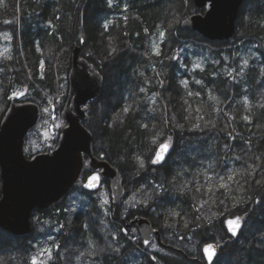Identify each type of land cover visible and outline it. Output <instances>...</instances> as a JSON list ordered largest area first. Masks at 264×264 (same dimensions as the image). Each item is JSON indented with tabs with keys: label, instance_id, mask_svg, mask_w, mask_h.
I'll list each match as a JSON object with an SVG mask.
<instances>
[{
	"label": "trees",
	"instance_id": "1",
	"mask_svg": "<svg viewBox=\"0 0 264 264\" xmlns=\"http://www.w3.org/2000/svg\"><path fill=\"white\" fill-rule=\"evenodd\" d=\"M195 12L190 0H112L111 7L109 0H0V114L12 101L30 99L42 106L38 92L60 96L61 75L54 74L48 92L41 60L46 59L45 74L56 72L80 42L85 54L111 64L118 78L115 101L105 99L104 90V115L97 127L88 119L85 126L92 133L93 155L119 170L124 187L118 205L105 209L81 187L90 173L84 168L69 191L79 189L75 198L64 200L69 211L32 212L22 255L7 240L20 238L0 228V236L7 235L0 264H31L33 256L41 264H207L202 251L207 242L217 246L212 264H264V0L239 12L227 41L183 31L181 20ZM155 45L160 56L152 51ZM196 63L203 72L192 71ZM171 85L178 91L175 106L167 93ZM14 92L27 95L10 99ZM43 114L30 136L41 127ZM169 137L172 150L162 165H153L155 149ZM222 182L228 187L221 189ZM128 184L149 206H124ZM137 215L159 229L167 249L134 236L127 224ZM235 216L242 226L233 237L224 221ZM44 246L47 256L36 252Z\"/></svg>",
	"mask_w": 264,
	"mask_h": 264
},
{
	"label": "water",
	"instance_id": "2",
	"mask_svg": "<svg viewBox=\"0 0 264 264\" xmlns=\"http://www.w3.org/2000/svg\"><path fill=\"white\" fill-rule=\"evenodd\" d=\"M192 2L197 12L182 19V29L195 31L208 41H227L234 36L244 0ZM80 51L79 45L71 50L68 95L60 112L66 124L60 129L52 150L39 151L28 158L24 154L26 135L41 117L40 107L35 101H12L0 119V228L11 235H29L32 232V212L48 210L64 200L80 180L84 165L91 169V173L83 184L88 176L100 173L101 181L103 178L108 182L113 206L118 205L124 195L119 170L108 160L93 155L92 134L83 124L88 118L89 101L102 96L104 76ZM93 70L97 75H93ZM84 156L87 157L86 162ZM100 186L101 183L98 188ZM130 224L137 228L143 241L148 239L150 242L154 235L159 236V231L144 215L135 216ZM206 244L214 245L211 260L203 251L205 244L202 248L206 263L212 264L217 246L213 242Z\"/></svg>",
	"mask_w": 264,
	"mask_h": 264
},
{
	"label": "rangeland",
	"instance_id": "3",
	"mask_svg": "<svg viewBox=\"0 0 264 264\" xmlns=\"http://www.w3.org/2000/svg\"><path fill=\"white\" fill-rule=\"evenodd\" d=\"M256 2L257 0H244V2L242 3L241 7H240V10L239 12H241V10L244 8V7H248V8H253L255 5H256ZM190 4H193L192 0H190ZM207 7V6H206ZM206 7L201 10V13L204 12V10L206 9ZM195 8V7H194ZM200 12V11H199ZM182 21V20H181ZM182 29V28H181ZM183 31H189V30H185V29H182ZM64 32L67 34V36L70 38L72 33L69 29L66 28V26L64 27ZM93 37L96 38L95 35H93ZM93 43V42H92ZM97 46L98 44L95 43ZM75 45H79L81 47V54L83 56H85L86 58H88V60L93 64V66L95 68H97L104 76V86H103V91L105 90L106 91V98H109L110 101H115V99L117 98L116 96V93H117V81H118V78H117V75L115 74V71H114V68L111 64L107 63L106 61L104 60H98V57H94L93 55H88L87 53L85 54L82 50V44L80 42L78 43H74V45L69 49V53H70V50H72V48L75 46ZM95 45V46H96ZM96 46V47H97ZM98 48V47H97ZM96 52V51H95ZM181 52V51H180ZM95 54V53H94ZM97 54V53H96ZM47 57L49 55H46ZM64 59L61 60L58 64H57V67H56V72H49L48 74H45V68H46V59L43 58L41 61L42 63V66H39L40 69L42 70V72H44L43 74V77H44V84L45 86L47 87V91L50 92L51 91V86H52V82L54 80V77H55V73H59L62 77V93H60V96L58 97H53L54 99H51V97H46L45 94H43V92H38L37 94V97L38 99H41L42 100V103L43 105L42 106H39L40 107V110L43 111V109L47 108L48 109V113H45L44 111V114H43V121L41 122V124H39L41 127L39 128V130L35 131L33 134H29L26 135V138H25V142H24V154L25 156L28 158L30 157L32 154L36 153V152H39V151H45L47 149H50L52 150L56 143H57V140H58V136H59V133H60V129L66 124L65 120L61 117L60 115V112H61V109L63 107V105L65 104L66 100H67V95H68V78H67V75H68V70H69V65H70V62H71V57L68 59L66 58V55H64ZM52 59V56L50 55L48 57V61H51ZM68 59V60H67ZM68 65V66H66ZM65 75L66 78H63V76ZM46 89V88H45ZM103 93V92H102ZM168 95H169V99L171 100V102L173 101V106L176 105V98H177V95H178V91L176 89L175 86L171 85L169 86L168 88V91H167ZM102 97V96H101ZM25 100V99H23ZM23 100H19V101H23ZM30 100V99H28ZM32 101H35V100H32ZM36 102V101H35ZM62 102L61 105H59V116H60V119H58L56 116V110H57V105ZM37 103V102H36ZM106 102L102 99V98H99L98 100H93V101H89L88 103V110H87V115H88V121L91 125L93 126H96L97 127V123L100 121L101 119V116L104 115L105 113V110H106ZM40 105V104H39ZM6 108V107H5ZM4 108V110H5ZM4 110L1 111V114H0V119L4 113ZM174 110V109H173ZM92 111V114L89 115V112L91 113ZM54 117V118H53ZM86 119V120H87ZM86 120L83 122V124L85 125V122ZM61 125L60 128H56L55 125ZM86 127V126H85ZM87 128V127H86ZM88 129V128H87ZM89 130V129H88ZM45 131H49V138L47 139L48 142H46L44 145L41 143L43 139H46L45 138ZM90 131V130H89ZM91 132V131H90ZM31 133V132H30ZM92 134V133H91ZM55 141V142H53ZM92 143V142H91ZM39 146V147H36V146ZM28 149V151H25V149ZM95 156V155H94ZM86 156H84L85 158ZM107 160V159H106ZM85 161H87V159H85ZM110 162V161H109ZM86 167V166H85ZM90 174V173H89ZM88 174V175H89ZM87 177V176H86ZM85 180V179H84ZM105 181V182H104ZM103 182V183H102ZM102 182H101V186L91 192V196L93 197V199H96L98 200V202L100 203V205L105 209H110L113 208V207H116V206H113L112 203H111V197H110V190H109V185H108V182L106 180H104L102 178ZM0 185H1V181H0ZM81 187L83 188V184H81ZM128 189H129V192L126 193L125 197H124V206L129 210L130 208H133L135 209V207H133V205L135 204L136 206L138 205L137 204V199H136V193L132 190L130 191L131 189V186L128 184L127 185ZM79 190V189H78ZM77 191H72V192H69L67 194V196L64 198V200H68V203L72 202V200L75 198L76 196V192ZM86 191V190H85ZM92 199V198H91ZM92 199V200H93ZM62 200L58 205H56L55 207H52V208H55V210H52L50 211V214L51 215H55V214H59L61 211L63 212H66L67 210L69 211L70 208H68V203L65 204V201ZM107 200L108 203L105 204L104 201ZM66 210V211H65ZM93 211H96V209H93ZM42 215H44V212L40 213ZM148 218V217H147ZM230 218V217H228ZM227 218V219H228ZM149 219V218H148ZM94 220V219H93ZM95 221V220H94ZM226 221V220H225ZM80 223V221L78 222ZM93 223V222H92ZM154 226V225H153ZM155 227V226H154ZM134 230H133V234L134 236H136V238H141L140 235H139V232L137 230V228L135 226H133ZM156 228V227H155ZM227 228V227H226ZM158 231L159 229L156 228ZM228 230V229H227ZM241 230V228H240ZM240 230L238 231V233L240 232ZM230 233V232H229ZM10 234V233H9ZM34 234V233H33ZM231 234V233H230ZM31 235V234H30ZM30 235L28 237H30ZM36 235V234H35ZM7 237V235H3V237ZM3 237L0 236V244L2 243L3 241ZM28 237L26 238H20V239H7L9 240L8 243L9 245H12L13 248L16 249V254L18 253L19 255H22L21 253H23L24 249L28 246L27 242H28ZM159 238V239H157ZM188 239V238H187ZM191 242V241H190ZM141 243H143V239L141 238ZM154 244V245H158L159 247H162V248H165L167 249V246H165L162 241L160 240V231H159V236H156L154 235V238L153 240H151L149 242V244ZM208 243V242H207ZM148 244V245H149ZM206 244V243H205ZM25 247V248H24ZM19 250H22L21 253H19L18 251ZM27 249H25V252H26ZM45 250H48L47 247H41V248H38L36 252H39V253H42V255L44 256H47V254L49 253V251H45ZM101 251V250H100Z\"/></svg>",
	"mask_w": 264,
	"mask_h": 264
},
{
	"label": "snow or ice",
	"instance_id": "4",
	"mask_svg": "<svg viewBox=\"0 0 264 264\" xmlns=\"http://www.w3.org/2000/svg\"><path fill=\"white\" fill-rule=\"evenodd\" d=\"M111 4H112V0H109V6H110V7H111ZM125 19H127V18H125ZM159 36H160L161 40H163V39L165 38V32L161 31V32L159 33ZM113 51H115V49H113ZM152 51H153L154 55H156V56H160V55H161V52H160V46H159V45H155V46L153 47ZM172 59H173V60H176V59H178V57L173 56ZM223 59H224V60H227L228 57H227V56H224ZM215 63H216V64H219L220 61L217 60V61H215ZM247 63H248V61L245 60V61H244V64H247ZM192 71H193V72H196V71H201V72H203V71H204V68L202 67V65H201L200 63H196V64L193 65ZM93 75H94V76L97 75V74L95 73L94 70H93ZM228 75H229V76L232 75V70H231L230 68L228 69ZM161 83H162V82H161ZM181 83H183L185 86H187V84H188L187 80H184V81H182ZM194 83L197 84V85H201V84H202V81H201L200 79H196V80L194 81ZM140 91H141V92H144V89L141 88ZM26 95H27V94H26L25 92H14V93L12 94V96L10 97V99L24 98V97H26ZM188 95H189V96H192L193 93H192V92H188ZM195 95H200V93L197 92V93H195ZM245 103H247V99H245ZM86 107H87V106H86ZM43 111H44L45 113H48V109H47V108L43 109ZM128 111H129V109H128L127 107L124 108V112L127 113ZM53 118H54V117H53ZM201 119H202V118H201ZM243 119L247 121V120H249V117H248V116H244ZM206 123H208V122H206ZM212 126L214 127V124H213ZM55 127H56V128H60L61 125L57 124V125H55ZM178 127H180V125H178ZM198 127H199V124H194V125H193V128H198ZM44 135H45V138H46V140H47V139L49 138V131H45ZM53 142H55V141H53ZM155 142H156V141H155V138H153V143H155ZM36 147H39V146L37 145ZM172 147H173V144H172V138H171V137H169V138H168L167 140H165L164 142L159 143V146L155 149V154H154V156L152 157L151 163H152L153 165H162L163 162L166 160L167 155H168V154L170 153V151L172 150ZM25 151H28V149L26 148ZM137 159H139V157H137ZM144 166H145V165H144V162L141 160V161H140V167L143 168ZM88 171H91V169H88ZM227 179L230 181V180L233 179V177H232L231 175H229V176L227 177ZM221 180L223 181V177H221ZM101 182H102V181H101V174H100V173H93L92 175L88 176V180H87L86 183L83 184V187H84L85 189H88V190H96V189H98L99 183H101ZM157 187H159V188L161 189L162 192L164 191L162 185H158ZM219 187H220L221 189H224V188H227L228 185H227L226 183H223V182H222V183L219 185ZM104 203L107 204L108 201L105 200ZM137 204H143V205H145V206H149V205H148V200L137 201ZM133 207H136V205L134 204ZM65 211H66V210H65ZM196 219L199 220L200 218H199V217H196ZM224 224H225V226L227 227L228 232H230L231 235H232L233 237H235V236L238 234V230H239V229L241 228V226H242V219H241V217H239V216H235V217L229 218L228 220L224 221ZM60 227L63 228L64 225H61ZM85 227H87V225H85ZM185 227H189V225H188V224H185ZM199 227H200V225L197 224V228H199ZM121 231H123V232L125 233V235L127 234V229H123V230H121ZM134 231H135V230H134ZM49 239H52V238L49 237ZM133 239H135V237H133ZM181 239H183V237H181ZM143 243H144V245H148V244H149V240H148V239H145V240L143 241ZM57 247H59V245H57ZM152 247L155 248L156 246H155V245H152ZM117 250H119V249H117ZM45 251H49V252H50V250H45ZM203 251H204L205 254L207 255V258H208L209 260H211L213 254H214V245H213V244H205V245H204V249H203ZM153 259H155V257H153ZM31 264H41V262H40V260H39L37 257L33 256V257H32V260H31Z\"/></svg>",
	"mask_w": 264,
	"mask_h": 264
},
{
	"label": "flooded vegetation",
	"instance_id": "5",
	"mask_svg": "<svg viewBox=\"0 0 264 264\" xmlns=\"http://www.w3.org/2000/svg\"><path fill=\"white\" fill-rule=\"evenodd\" d=\"M85 159H87V157L84 158V161H85ZM85 162H86V161H85ZM84 168H86L85 165H84L83 169H84ZM90 173H91V171H90ZM127 225H129V227H130L131 224L129 223V224H127ZM132 226H133V225H132ZM127 227H128V226H127ZM30 234H31V233H30ZM30 234H29V235H30ZM29 235H27V236H19V237H18V236H14V235H12V236H14V237H16V238H23V237L25 238V237H28ZM139 235H140V234H139Z\"/></svg>",
	"mask_w": 264,
	"mask_h": 264
}]
</instances>
